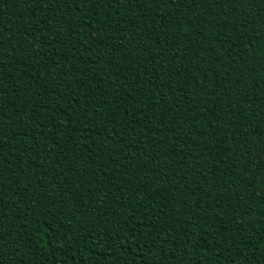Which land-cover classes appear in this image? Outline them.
I'll return each instance as SVG.
<instances>
[{
  "label": "trees",
  "instance_id": "trees-1",
  "mask_svg": "<svg viewBox=\"0 0 264 264\" xmlns=\"http://www.w3.org/2000/svg\"><path fill=\"white\" fill-rule=\"evenodd\" d=\"M0 264H264V0H0Z\"/></svg>",
  "mask_w": 264,
  "mask_h": 264
}]
</instances>
